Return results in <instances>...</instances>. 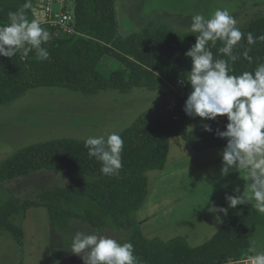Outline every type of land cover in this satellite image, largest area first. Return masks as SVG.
Listing matches in <instances>:
<instances>
[{
    "label": "trees",
    "instance_id": "16d2710c",
    "mask_svg": "<svg viewBox=\"0 0 264 264\" xmlns=\"http://www.w3.org/2000/svg\"><path fill=\"white\" fill-rule=\"evenodd\" d=\"M72 1L74 33L63 32L51 23H40L50 34L43 45L50 53L49 59L38 60L35 50L27 55L21 50L11 58L0 56V106L13 104L39 86L63 87L81 94L158 90L163 95H173L175 104L165 119L140 113L119 133L124 147L123 167L118 176L102 174L101 163L89 156L85 140L55 138L16 149L0 161V188L6 181L40 169L85 174L89 179L58 188H41L34 199L10 193L0 200V232L8 231L22 249L23 228L14 219L20 216L21 222L29 208L43 206L50 224L65 240L72 234L75 221L94 232L128 231V237L120 243L133 245L139 264H223L247 260L251 254L248 227L264 226V215L250 203L236 208H230L228 202L218 205L228 209L226 216L219 214L223 224L198 246H190L182 236L166 241L146 238L134 216L147 194L146 172L163 169L172 135H181L196 151L227 143L216 135L217 129L226 130V116L208 120L212 132L183 129L188 87L184 92L177 88L179 80L187 82L192 65L185 53L195 44L198 34L149 25L124 37L117 31L114 0ZM25 2L0 0V26L8 24V13L18 11ZM32 7L25 9L30 21L35 19ZM240 30L245 38L234 49L239 59L229 65L232 75L253 72L258 63H264V41L248 45L246 40L249 32L254 37L264 34V18L254 19ZM222 46L218 41L211 47L214 58L227 59L218 53ZM246 48L251 49L248 52L251 63L242 55Z\"/></svg>",
    "mask_w": 264,
    "mask_h": 264
},
{
    "label": "rangeland",
    "instance_id": "374dc122",
    "mask_svg": "<svg viewBox=\"0 0 264 264\" xmlns=\"http://www.w3.org/2000/svg\"><path fill=\"white\" fill-rule=\"evenodd\" d=\"M36 1L38 0H30L31 5L34 6ZM50 2V7L53 11L58 12L61 9L60 0H50ZM43 3L47 4V0ZM63 3L67 9H73L72 0H63ZM114 3L117 31L124 37L149 25L163 26L181 33L191 32L192 16L203 14L205 17H209L217 9H227L236 19V26L239 29L247 26L254 19L264 18V0H114ZM38 21L41 23L42 19ZM186 87H188L186 91L190 94L192 90L190 83H182L177 89L184 92ZM136 93L130 97V93L124 94L117 91L81 94L63 87L30 89L13 104L0 107V109L8 107L0 111V161L8 158L16 149L40 141L63 137L86 140L87 138L85 137L91 135L99 136L111 132L118 133L128 127L130 121L127 119L124 123L119 124L118 129L112 131V113L118 114L121 108L136 101H147L149 106L146 107L144 105L147 108V113L149 111L155 113L153 109H159V105L162 104L160 114L155 113L154 115H161L160 118L163 119L172 111L175 103L173 96H164L162 98L164 103H159L152 98H146L145 95L147 94L145 92ZM127 96L130 98H127ZM141 104L137 103L131 107L139 110L138 108H140ZM135 114L137 116L140 113ZM188 119L191 121L193 118L188 116ZM184 125L186 130H192V128L188 127L186 121ZM176 141H182L180 136H173L170 152L174 151ZM184 145L188 147L182 150L186 155L185 157L191 158L186 153L191 150V147L186 143ZM170 158L171 156L168 157V160ZM222 165L217 171L211 173L214 178H219V182L223 180V182L228 183L232 178L242 177L244 182L246 181L242 188H248V181L245 179L243 171L234 170L227 176H223L221 174ZM211 175H200V177L198 175L186 176L184 181L180 183V188L185 196L189 198H191L190 193L192 196L193 193H197L200 197L207 193L206 195L208 196L211 193V188L205 184L210 185ZM147 177L149 193L154 182L153 174H149ZM87 179L89 177L85 174H63L52 170L40 169L4 182L3 188H0V200L7 198L10 193L22 199H34L41 188H58ZM215 187L216 184H214V190L216 189ZM237 187L240 188V185H237ZM231 188V183H229L227 189ZM215 192L222 193L221 190ZM36 209L39 221L50 225L46 209L43 206H38ZM167 214L168 212L165 215ZM31 215L29 214V217ZM167 219H169L168 215ZM14 222L20 224V216H16ZM73 228L75 233L82 231L86 234L104 235L119 242L128 237V231L126 230L104 229L100 232H94L80 221L74 222ZM248 234L251 248H255L257 251H264V226H250ZM73 236L70 235L68 240H65L57 231L53 235L46 232L38 238L27 237L26 243L21 249L8 231H1L0 264H20L24 258L29 260L31 249L36 247L41 248V254L39 255L41 258H45L42 264H85L80 256L70 250ZM190 242L195 243L200 242V240L190 239ZM58 256L60 257L59 263L55 259ZM31 264L36 263L33 262Z\"/></svg>",
    "mask_w": 264,
    "mask_h": 264
},
{
    "label": "clouds",
    "instance_id": "9594fccd",
    "mask_svg": "<svg viewBox=\"0 0 264 264\" xmlns=\"http://www.w3.org/2000/svg\"><path fill=\"white\" fill-rule=\"evenodd\" d=\"M29 8L30 0H26L18 11L8 13L9 23L0 26V56L11 58L21 50L23 55L35 50L38 60L49 59L50 53L43 45L49 41L50 34L38 20L28 19L25 9ZM236 25V19L227 9H217L209 17L203 14L192 16L191 32L198 35H195V44L185 53L191 58L192 66L186 80L192 90L183 111L202 121L226 116V130L216 131L218 137L227 140L222 152L221 174L227 176L234 170H242L249 183L247 196L226 195L225 198L230 208L254 201L252 207L264 215V63H258L253 72L230 74V63L239 59L234 49L245 38ZM246 40L248 45H254L257 40L264 41V34L254 37L249 32ZM218 41L223 44L218 53L227 59L214 58L211 47H215ZM250 50L246 48L242 53L249 63L252 62L248 55ZM203 127L212 132L209 124H203ZM84 146L89 156L101 163L102 174L119 175L124 147L119 133L91 135ZM239 190L237 187L233 191ZM207 204H210L208 211L217 214V222H221L220 213L227 215V208L215 206L209 200ZM70 250L85 264H139L131 243H120L104 235L77 231ZM249 252L248 264H264V251L250 248Z\"/></svg>",
    "mask_w": 264,
    "mask_h": 264
},
{
    "label": "crops",
    "instance_id": "0c3cea01",
    "mask_svg": "<svg viewBox=\"0 0 264 264\" xmlns=\"http://www.w3.org/2000/svg\"><path fill=\"white\" fill-rule=\"evenodd\" d=\"M42 87H46L49 89L55 88H50L51 86H39L32 89H40ZM136 92H145V94H147L145 95L146 98H152L159 103H164V101L162 100L164 96H173L171 94L163 95L158 90L146 91V89L130 92L129 96L132 97ZM129 96H127V98ZM137 103H142L141 106H139L140 108H138L139 110H137L136 108H132L133 105ZM144 105H146V107L149 106V104H147V101H136L135 103L133 102L132 104L121 108L118 114L112 113V131L118 129L119 124L124 123L127 119H129L128 121H130L129 123L131 124L132 121L136 118L135 113H146V116L149 118L159 119L161 117V115L154 114H160L159 112L161 110L162 104L159 105V109H153L155 113H152L151 111L147 113V108ZM3 108L8 107H2L0 111ZM185 121L186 124L188 123V127L192 128V130L189 131L196 132L205 131L203 124H209L208 120L202 121L199 117H197L196 119L193 118L190 121V119H188V115L185 114L183 119V129L185 132H188V130H186V126L184 125ZM174 135L180 136L182 141H176L174 151L170 152L171 142ZM174 135H172L169 139L167 160L163 169H154L146 172V176L149 174H153V186L151 188V191L148 193L147 177V194L145 200L141 207L134 214L139 222L141 231L146 238L158 237L161 240L166 241L175 236H182L190 246H198L209 240L221 228L223 224L222 219L221 222H217V214L210 213L208 211V208L210 206V204H207L208 200L211 202V204L218 206L222 203L227 202L225 198L226 195L247 196L248 188H242V185L246 184V181L244 182L242 177L232 178L228 183H225V181L223 182V180L219 182V178H214V176L211 175V173H214L213 171H217V169L222 165V152L225 145L196 151L189 145L186 140L181 137V135ZM182 142H185L186 144H188V146L191 147V150L186 152L191 156V158L185 157L186 155L182 150L187 149L188 147L187 145H184L185 143ZM169 156H171V158L168 160ZM207 174H209V176L211 175V183L210 185H208L207 183L205 185L211 188V193L208 194V196L206 195L207 193H205L203 197H200L197 193H193V196L190 193L189 195L191 196V198L185 196V194L182 192V189L180 188V183L184 181V178L186 176L196 175L200 177V175ZM229 183H231L232 188L228 190L227 185ZM214 184H216L215 190ZM237 185H240V190L239 192H234L233 190ZM218 190H221L222 193L215 192ZM249 203L252 205L254 201H251ZM37 207L38 206L29 208L25 214V217L20 222L24 233L23 247L26 243L27 237L34 239L40 237V235L46 232L53 235L56 231L51 224L46 225V223H42L39 221L36 214ZM166 212H168L167 215L169 216V219H167V215H165ZM29 214H32L31 217H29ZM73 227L71 235L75 234ZM204 235L206 236L204 237ZM190 239L200 240V242L191 243ZM40 250V247L32 248L30 252V259L28 260L24 258L22 264H31L33 262H35L36 264H42L45 261V258L43 259L39 255L41 254ZM52 259L54 258L52 257ZM55 259L58 263L60 262L59 256L55 257ZM223 264H248V262L247 260L229 261Z\"/></svg>",
    "mask_w": 264,
    "mask_h": 264
},
{
    "label": "built area",
    "instance_id": "2783aa9c",
    "mask_svg": "<svg viewBox=\"0 0 264 264\" xmlns=\"http://www.w3.org/2000/svg\"><path fill=\"white\" fill-rule=\"evenodd\" d=\"M40 1V2H39ZM46 0H38L36 4L32 7V11L35 19H42V22L51 23L57 25L61 28L63 32L74 33L72 23L74 22V12L73 9H67L63 0H60L61 9L55 12L50 7V0H47V4L43 3ZM180 84H185L184 80H179Z\"/></svg>",
    "mask_w": 264,
    "mask_h": 264
},
{
    "label": "water",
    "instance_id": "95a60500",
    "mask_svg": "<svg viewBox=\"0 0 264 264\" xmlns=\"http://www.w3.org/2000/svg\"><path fill=\"white\" fill-rule=\"evenodd\" d=\"M37 20H39V19H37Z\"/></svg>",
    "mask_w": 264,
    "mask_h": 264
}]
</instances>
